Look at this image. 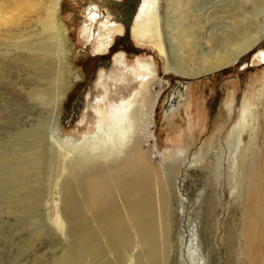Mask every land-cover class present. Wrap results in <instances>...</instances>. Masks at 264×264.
<instances>
[{
  "label": "rangeland",
  "instance_id": "374dc122",
  "mask_svg": "<svg viewBox=\"0 0 264 264\" xmlns=\"http://www.w3.org/2000/svg\"><path fill=\"white\" fill-rule=\"evenodd\" d=\"M55 1L15 0L6 4L0 0V264H86L84 243L77 245L80 251L74 250L77 242L73 226L66 223L59 228L56 216L60 212L69 221L74 186L79 183L75 177L77 169L71 163L72 148L76 140L96 131L97 117L90 107L92 97L100 94L101 70L110 71L117 54L125 55L130 67L152 59L159 79L169 80L161 97L154 95L159 102L149 125L153 158L161 163L173 159L178 165L170 172L172 176L178 173V200L168 214L171 247H165L164 254L170 250L165 264H246L240 222L244 198L236 185L238 169L233 168V156L239 149L229 133L241 120L244 108L252 105L257 107L259 119L263 115L257 99L264 88V60L258 63L254 55L264 51V42L235 65L188 78L166 71L167 62L154 45V32L151 30L148 37L138 40L135 23L127 40L120 39L118 48L95 53L97 30L87 39L82 28L95 0H59L58 9L52 8ZM192 4L196 13L205 7L215 8L211 20L218 29L223 25L221 15L229 19L244 6L250 9L244 26L249 18L250 23L264 19V15L257 16V9L256 14L249 0H193ZM256 4L261 7L264 0H256ZM163 7L164 1L162 12ZM163 16L164 31L170 27ZM46 18L53 23L58 19L67 29V53L62 58L52 42L49 53L33 46L41 32V21ZM234 18L240 19L239 15ZM115 34L119 33L115 31L113 38ZM201 35L196 32L197 53L203 45ZM216 42L218 47L222 45V40ZM181 46L184 51L192 50L183 42ZM51 47L55 48L54 53ZM196 59L198 56L192 63L198 66ZM135 83L133 91L125 84L116 94L131 97L130 91L140 88L139 81ZM187 84L193 89L190 103L187 111L175 118L179 127L172 129L167 126L165 115L172 118L171 109L177 107L180 99L173 100L174 92L180 85L178 90L184 91ZM153 90L158 92L159 87L154 85ZM248 139L246 134L244 141ZM179 150L184 151L185 160L180 161ZM77 198L78 195L74 199ZM85 213L82 211L80 218L83 226L88 222ZM164 229L167 231L166 226ZM164 232L158 234L164 238ZM234 238L236 246L231 253L234 243L228 246Z\"/></svg>",
  "mask_w": 264,
  "mask_h": 264
},
{
  "label": "bare ground",
  "instance_id": "6f19581e",
  "mask_svg": "<svg viewBox=\"0 0 264 264\" xmlns=\"http://www.w3.org/2000/svg\"><path fill=\"white\" fill-rule=\"evenodd\" d=\"M2 1L6 4L15 2ZM58 1L52 4V8L60 7ZM163 1L164 12L161 10ZM249 1L253 4L252 9H257V16H263L264 4L257 7L256 0ZM192 2L193 0H143L135 17V36L139 40V37H148L151 30L154 32V45L167 62V72L174 71L188 78L207 75L237 64L246 55L254 53L264 42V19H254L250 23L249 18L248 24L244 26V21L250 15V9L246 6L239 9V12L236 11L237 13L233 12L236 14L229 19L228 16L221 15L223 25L218 29L217 24H214L216 22L211 20L215 8L205 7L202 12L196 13ZM163 15L166 17L165 24L170 27L164 31L161 25ZM196 15L200 16L199 21L195 19ZM237 15L241 21L234 18ZM86 19L82 28L87 39L92 31L97 30L95 53H106L112 47L113 33H122V26L113 23L107 15L99 14L97 6L93 5L88 8ZM195 31L202 34L203 45L198 53L195 52L199 50ZM218 39L222 40L219 47L216 42ZM66 41L67 29L58 19L53 23L50 18H46L41 21V32L33 46L38 45L37 48L45 52L50 49L52 42L57 49L51 47L53 53L59 50L56 54L61 53L62 58L67 53ZM182 42L192 50L184 51ZM197 56L198 66L192 63ZM254 56V60L259 63L260 59L264 60V51ZM155 65V61L151 59L150 63L138 61L136 66L130 67L125 55H115L113 68L110 71L102 69L100 72V94L95 92L93 103L89 102L93 104L90 107L97 117L96 131L86 134L83 139H73L75 147L72 148L74 153L71 154V163L77 169L75 177L79 182L74 186V198L78 195L79 199L73 198L70 202L69 221L59 212L56 223L59 228L66 223L73 226L77 242L75 244L73 240L74 245L77 247L81 245V241L84 243L86 264H165V257L170 253L168 214H171L172 204L178 200L175 195L178 173L170 175L177 162H173V159L168 163L155 160L149 144V125L159 102L156 99L161 97L169 84V80L159 79ZM137 81L140 88L136 92L130 91L131 97L126 99L124 92L121 96L116 94L125 84L131 90L134 89L135 86L132 88V85ZM154 85L159 87L158 92L153 90ZM184 87V91L176 88L174 92L173 100L180 99L177 107L171 109L172 118L169 114L165 115L167 126L172 129L179 127L175 118L183 110L186 112L190 103L192 85ZM261 91V97L257 100L260 101L258 105L262 104V117L259 119L257 107L250 105L244 108L241 120L232 126L229 133L232 143L236 142V148L239 149V152L234 149L236 154L233 156V168L238 169L239 179L238 182L235 181L236 175L233 180L237 182L235 184L238 189L240 186L239 192L244 198L240 222L246 264H264V92ZM155 94H158L157 98L154 97ZM246 134L249 139L244 141ZM178 152L180 161L185 160L184 151ZM177 156H174L175 159H179ZM230 165L232 167V163ZM209 171L212 174L211 167ZM235 172L233 170L234 174ZM208 177L210 178L209 175ZM82 211L88 215V222L84 226L80 223ZM162 230L165 231L164 238L161 233L158 234ZM229 244L228 248H234L231 251L233 253L236 239H231ZM165 247L169 249L164 254ZM74 250L80 251V248ZM81 252L83 253L82 250ZM78 259L79 257L75 260Z\"/></svg>",
  "mask_w": 264,
  "mask_h": 264
},
{
  "label": "flooded vegetation",
  "instance_id": "af4514ba",
  "mask_svg": "<svg viewBox=\"0 0 264 264\" xmlns=\"http://www.w3.org/2000/svg\"><path fill=\"white\" fill-rule=\"evenodd\" d=\"M142 1L143 0H95L93 6H97L99 14L104 16L107 15L113 23L123 26L124 34H115L111 50L115 47L118 48L120 39L127 40L128 33L125 31L124 22L127 21V18L132 14V18L130 19V28H132ZM130 32L131 30H129V33ZM123 47L125 48L124 45Z\"/></svg>",
  "mask_w": 264,
  "mask_h": 264
},
{
  "label": "water",
  "instance_id": "95a60500",
  "mask_svg": "<svg viewBox=\"0 0 264 264\" xmlns=\"http://www.w3.org/2000/svg\"><path fill=\"white\" fill-rule=\"evenodd\" d=\"M132 18V14L127 18V21L124 22V26H125V31L127 33H129V27H130V23H131V19Z\"/></svg>",
  "mask_w": 264,
  "mask_h": 264
}]
</instances>
